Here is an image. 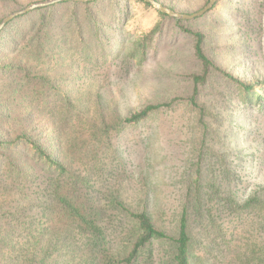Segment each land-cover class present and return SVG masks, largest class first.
I'll list each match as a JSON object with an SVG mask.
<instances>
[{
  "label": "trees",
  "instance_id": "16d2710c",
  "mask_svg": "<svg viewBox=\"0 0 264 264\" xmlns=\"http://www.w3.org/2000/svg\"><path fill=\"white\" fill-rule=\"evenodd\" d=\"M252 1L216 0L193 19L144 0L63 1L5 25L2 264H264L263 74L248 80L219 64L208 33L195 28L231 23L255 33L261 17ZM177 34L191 40L196 66L176 93L158 90L125 112L122 97L97 84L98 70L114 59L145 66L164 44L176 45ZM67 60L86 86L56 85L44 72ZM88 67L96 70L85 77ZM163 119L177 148L172 163L150 149L149 137L140 161L116 142Z\"/></svg>",
  "mask_w": 264,
  "mask_h": 264
},
{
  "label": "rangeland",
  "instance_id": "374dc122",
  "mask_svg": "<svg viewBox=\"0 0 264 264\" xmlns=\"http://www.w3.org/2000/svg\"><path fill=\"white\" fill-rule=\"evenodd\" d=\"M17 1V3H16ZM0 0V23L7 15L14 11L20 10L25 6L39 1L45 0ZM206 0H172L178 4V8L185 13H191L204 5ZM226 1V0H225ZM233 0H227V4ZM170 3V0H167ZM255 5V6H254ZM257 15H260L261 21L256 28L255 33L250 31L248 36L243 35L242 31L233 28V24L227 23V28L223 27L222 23L205 25L200 23L195 28L204 29L208 33L206 48L208 54L213 57L219 64L226 67L228 70L237 75L246 76L244 78L251 80L253 72L260 71L264 78V0H253L249 3ZM260 12V13H259ZM230 18V17H229ZM247 25L243 24L242 28ZM169 33L176 34L173 29ZM180 34V33H179ZM177 34L175 36L176 45L166 43L160 49V55L155 60L149 61L145 66H136L133 63H124L114 59L110 64L98 70L97 84L111 89L112 94H119L122 98L121 104L124 111L129 112L139 107L145 98L151 97L158 90L167 89L170 92L180 90L185 84L184 75L195 69L193 60L192 42L184 35ZM246 36V38H245ZM174 39V40H175ZM243 40V41H241ZM172 44V45H170ZM53 63V62H52ZM48 63L45 64L44 72L56 78V85L65 87H84L87 85L85 78L80 81L75 80L77 67L72 60L62 61V63L52 65L54 71L50 72ZM85 66V64H81ZM89 68V74L94 71ZM52 69V68H51ZM81 71V70H80ZM91 71V72H90ZM84 74V72H83ZM97 75L92 74L90 77ZM180 80V83L178 82ZM96 84V85H97ZM163 120L154 121L140 128H131L119 135L116 142L126 149L127 154L140 161L144 156L143 140L150 138V149L155 152L162 150V155L168 156L170 163L173 162L172 151L177 148L169 135V129L165 128ZM161 123L163 125H161ZM170 122H166V127ZM39 126L38 131L43 125L41 121L36 122ZM154 127V128H153ZM159 128L163 129V137L155 136V131ZM0 129L2 125L0 124ZM145 129V130H144ZM149 131H146V130ZM154 129V130H152ZM42 139H45V134H41ZM176 138V137H175ZM147 141V140H146ZM159 149V150H158ZM158 150V151H156ZM151 154V150H148ZM2 264V262H0Z\"/></svg>",
  "mask_w": 264,
  "mask_h": 264
},
{
  "label": "water",
  "instance_id": "95a60500",
  "mask_svg": "<svg viewBox=\"0 0 264 264\" xmlns=\"http://www.w3.org/2000/svg\"><path fill=\"white\" fill-rule=\"evenodd\" d=\"M63 1L87 2V1H95V0H45V1L33 2V3L25 6L24 8L20 9V10L12 12L11 14H9L5 18H3V20L0 23V31L5 27V25L8 22H10L11 20H13L14 18H16L18 16L24 15V14H26L32 10H35L37 8L50 6V5L57 4V3H60ZM144 1L151 3L157 10L164 12V13H168L172 17H176L179 19H193L196 16H199V15L203 14L205 11H207L215 3L216 0H210L201 10L194 12L192 14L177 12V11L165 6L164 4L159 2L158 0H144Z\"/></svg>",
  "mask_w": 264,
  "mask_h": 264
}]
</instances>
